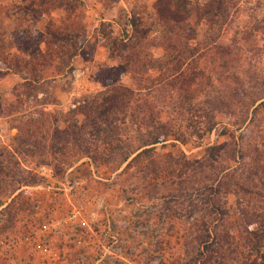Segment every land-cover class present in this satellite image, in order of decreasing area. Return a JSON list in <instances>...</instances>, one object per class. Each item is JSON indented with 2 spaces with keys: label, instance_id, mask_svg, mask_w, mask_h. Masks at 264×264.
Listing matches in <instances>:
<instances>
[{
  "label": "rangeland",
  "instance_id": "rangeland-1",
  "mask_svg": "<svg viewBox=\"0 0 264 264\" xmlns=\"http://www.w3.org/2000/svg\"><path fill=\"white\" fill-rule=\"evenodd\" d=\"M159 1L0 0V264H264V0Z\"/></svg>",
  "mask_w": 264,
  "mask_h": 264
},
{
  "label": "trees",
  "instance_id": "trees-1",
  "mask_svg": "<svg viewBox=\"0 0 264 264\" xmlns=\"http://www.w3.org/2000/svg\"><path fill=\"white\" fill-rule=\"evenodd\" d=\"M214 0H211V3H213ZM210 3V4H211ZM173 5V7L171 6ZM195 3L190 2V0H175L173 3H170V0H161L158 4V12L161 15V18L164 21H172L175 23H189L191 26L194 23H197L196 21H193V18L196 17V15H199L200 10H197V7L195 9ZM208 14L216 16L217 13H211L212 10L207 11ZM201 18V16L199 17ZM213 125L207 126V129L210 131L212 129ZM167 134L165 133H159L153 139H151V143H156L159 141H163ZM199 257H196L195 260L197 261ZM200 260V259H199Z\"/></svg>",
  "mask_w": 264,
  "mask_h": 264
},
{
  "label": "built area",
  "instance_id": "built-area-1",
  "mask_svg": "<svg viewBox=\"0 0 264 264\" xmlns=\"http://www.w3.org/2000/svg\"><path fill=\"white\" fill-rule=\"evenodd\" d=\"M82 75V72L80 71V69H77L74 71V76L76 77V79H78L80 76ZM41 170H44L45 174L47 175L48 173L50 174L51 173V169H48V168H41ZM84 216V212L81 211L80 209H77V210H74L72 211V213H70L69 217H68V222L69 224L68 225H80L82 223L85 222V218L83 217ZM63 226L64 224L62 223H54L53 221L52 222H49L48 224L44 225L43 227H41V237L42 235L46 234V235H52V234H56L58 232H60L62 229H63ZM109 230H110V224H109ZM63 233H66L65 231H61ZM37 234V237H40V235ZM115 238V236H113ZM118 241L115 240L114 243H117Z\"/></svg>",
  "mask_w": 264,
  "mask_h": 264
}]
</instances>
